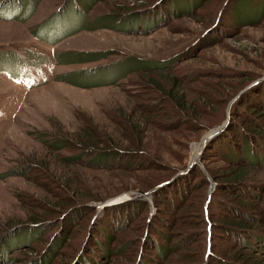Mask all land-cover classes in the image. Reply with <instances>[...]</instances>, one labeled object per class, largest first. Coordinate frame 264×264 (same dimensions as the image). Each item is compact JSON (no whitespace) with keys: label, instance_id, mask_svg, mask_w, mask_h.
<instances>
[{"label":"rangeland","instance_id":"obj_1","mask_svg":"<svg viewBox=\"0 0 264 264\" xmlns=\"http://www.w3.org/2000/svg\"><path fill=\"white\" fill-rule=\"evenodd\" d=\"M94 1L83 13L69 0H0V264H218L235 246L204 234L179 243V221L159 255L154 238L175 214L143 191L226 167L207 144L245 123L243 101L264 98V0H187L193 12L137 29L108 16L156 0ZM67 51L97 55L66 62ZM86 128L97 136L88 145L79 138ZM113 148L141 161L94 162L96 150ZM258 175L264 181V169ZM219 187L210 177L205 189L226 196ZM136 197L143 205L132 206ZM194 216L186 228H196ZM41 222L2 247L10 228ZM100 222L109 236H96ZM250 254L264 263V248Z\"/></svg>","mask_w":264,"mask_h":264},{"label":"trees","instance_id":"obj_2","mask_svg":"<svg viewBox=\"0 0 264 264\" xmlns=\"http://www.w3.org/2000/svg\"><path fill=\"white\" fill-rule=\"evenodd\" d=\"M69 1L73 7L78 8V10L83 13L89 10L95 2L94 0ZM175 1L181 2L170 8L169 4L172 5ZM159 2L160 4L156 5ZM186 4L187 0H156L155 4L151 6L148 2L143 5L140 4L128 7L127 9H120L119 13L111 14L108 18L111 20L120 19L122 20L121 22L128 23V27L133 23L136 25V29L142 25L145 27L148 25L152 27L160 24L162 21H158H160L163 16L164 18L168 16L178 17L187 12H193V5L189 6V4ZM195 7L196 9L199 8L198 5ZM219 26L223 28L224 24L220 23ZM142 30L146 31V29ZM62 55L65 57L63 60L69 62L68 60L71 59L76 60L79 55L82 57L81 60L86 61L92 59L93 56L97 54H94V52L84 53L79 51H67V53H63ZM99 69L100 68H97V70ZM260 92L262 91L260 90L259 93ZM242 103L243 105L239 107L244 113V115L241 114V116L245 123L237 124L238 122L232 121L230 124H227L225 128H222V130L216 134L217 136H214L215 138L210 139L207 144L211 149H214L215 145V149L219 148L217 149V155H219L222 160L226 161V167H220L213 172L204 165L206 169L205 172H202L201 169H194L193 177H197L195 182L191 181V174L185 171L178 173L179 175L173 179H168L169 181L167 183L166 179L143 191L144 193L151 192V197L154 198L155 205L160 206V208L162 206L165 211L172 210L175 214L173 216V222L166 221L164 223L170 230L166 233L158 232L157 237L154 238V243H157V245H159L161 238L169 243L173 240V236L175 235L174 231H172L173 226L178 224L176 221H179L180 228L175 231L177 236H175V240L179 243L185 242L189 244L198 238H203L202 235L204 234V238L208 240H210V236L212 239L225 240L228 246H231V249L232 246H235V249L232 250L231 253H228L218 260V264H264L261 258L254 257L255 255L250 254V251L258 252L262 251L264 248V205L262 201L264 181H258L259 170L264 169V98L262 97L260 100H255L252 106L245 101ZM88 133L93 134L86 128L79 134V138L84 145H88V142L92 139H97L96 135H87ZM91 143L94 145L96 142ZM96 151L97 152L93 153V158L95 156V159H93L94 162H97L96 160L98 159L101 161L112 159L115 160L116 166L120 167V165H123L127 167L131 165L130 162L135 158H137L138 162L141 161L139 160L138 152L131 149L113 148L112 150L100 149ZM121 160H124L127 165L122 163ZM99 166L103 167L104 165ZM210 177L214 179L216 185L223 187V190L218 191L226 196L214 197V192L211 193L206 191L207 180L210 179ZM214 190H217V187H214ZM79 196L81 197L82 195L80 194ZM190 196H193L195 205L187 203L189 202L188 199ZM200 199L202 200L201 202ZM142 200L141 197L134 198L131 202L132 206H135L137 201H139L138 204L143 205ZM208 204L210 206L213 205L220 211L218 216L209 212ZM77 205L81 206V204ZM109 207L110 206H107L105 208L111 209L113 212L115 206H112V208ZM119 208L123 207L120 206ZM72 209L76 210L77 208ZM180 210H183L182 213L177 215L176 213ZM116 211L122 213L124 210L116 208ZM129 215L128 213L127 216ZM191 215H195L194 217L196 219H192L196 226V228L193 229L186 228L191 222L189 220ZM115 217H117L118 220L121 219V215H115ZM106 220L107 218L104 217L103 221ZM112 220L113 218L111 221ZM42 224L41 222L36 224L20 223L15 225L7 232L8 235L4 238L2 247H7L11 245L13 240L18 239L9 234L18 232V235H16L18 237L22 235L32 236L37 230H40ZM100 226L102 227L99 229V233L97 232L96 236L98 237L100 234L106 236L109 232L105 228L107 225L103 226V223L100 222ZM93 241L94 239L91 235V238L87 240V244L89 245V243H93ZM208 245H212V243L209 241ZM100 246L102 247L104 245L100 244ZM158 247V254L160 253L159 255H162L161 249H165L166 246L165 248L163 246L161 248V245ZM174 251H176V248L172 249V252ZM49 255L50 254H48V256ZM35 260L36 259L29 261L27 264H31L32 262L36 263L34 262ZM81 260L80 264H94L90 258L87 257Z\"/></svg>","mask_w":264,"mask_h":264},{"label":"water","instance_id":"obj_3","mask_svg":"<svg viewBox=\"0 0 264 264\" xmlns=\"http://www.w3.org/2000/svg\"><path fill=\"white\" fill-rule=\"evenodd\" d=\"M216 131L218 132V130H214L206 139H209L212 135H214L216 133ZM150 192H147L145 194H149Z\"/></svg>","mask_w":264,"mask_h":264},{"label":"crops","instance_id":"obj_4","mask_svg":"<svg viewBox=\"0 0 264 264\" xmlns=\"http://www.w3.org/2000/svg\"><path fill=\"white\" fill-rule=\"evenodd\" d=\"M28 51H36V50H28Z\"/></svg>","mask_w":264,"mask_h":264}]
</instances>
